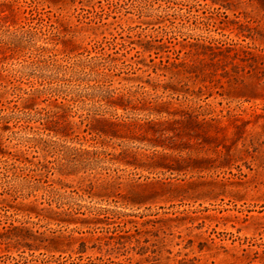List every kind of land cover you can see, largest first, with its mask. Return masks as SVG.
Wrapping results in <instances>:
<instances>
[{"label": "rangeland", "instance_id": "obj_1", "mask_svg": "<svg viewBox=\"0 0 264 264\" xmlns=\"http://www.w3.org/2000/svg\"><path fill=\"white\" fill-rule=\"evenodd\" d=\"M0 264H264V0H0Z\"/></svg>", "mask_w": 264, "mask_h": 264}, {"label": "trees", "instance_id": "obj_2", "mask_svg": "<svg viewBox=\"0 0 264 264\" xmlns=\"http://www.w3.org/2000/svg\"><path fill=\"white\" fill-rule=\"evenodd\" d=\"M113 94H114L113 90H109L107 92H103L102 96L106 97L105 102H107L108 105L115 106V107H117V106L122 107V104H120L116 101V99L119 98V96L115 97ZM70 100H72V97L70 98ZM52 113L54 114L55 112H52ZM48 114L49 113H47L46 115H48ZM48 129H50V128H48Z\"/></svg>", "mask_w": 264, "mask_h": 264}]
</instances>
